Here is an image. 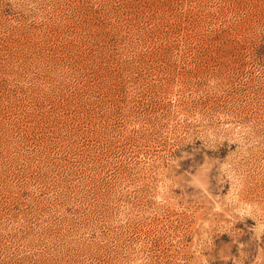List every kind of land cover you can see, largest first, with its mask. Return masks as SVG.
Segmentation results:
<instances>
[{
    "label": "rangeland",
    "instance_id": "obj_1",
    "mask_svg": "<svg viewBox=\"0 0 264 264\" xmlns=\"http://www.w3.org/2000/svg\"><path fill=\"white\" fill-rule=\"evenodd\" d=\"M0 264H264V0H0Z\"/></svg>",
    "mask_w": 264,
    "mask_h": 264
}]
</instances>
